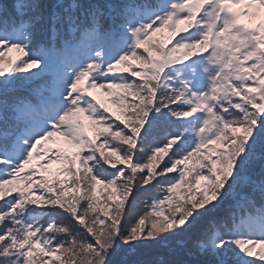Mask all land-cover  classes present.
Instances as JSON below:
<instances>
[{"label":"snow or ice","instance_id":"6c2138e0","mask_svg":"<svg viewBox=\"0 0 264 264\" xmlns=\"http://www.w3.org/2000/svg\"><path fill=\"white\" fill-rule=\"evenodd\" d=\"M118 248L264 264V0H0V264Z\"/></svg>","mask_w":264,"mask_h":264},{"label":"trees","instance_id":"16d2710c","mask_svg":"<svg viewBox=\"0 0 264 264\" xmlns=\"http://www.w3.org/2000/svg\"><path fill=\"white\" fill-rule=\"evenodd\" d=\"M72 151V150H71ZM53 175V174H51ZM51 175H49L51 177ZM163 254L155 249H138L136 253L129 254L126 248H118L113 254V264H135L140 260H155ZM165 259H185V257H163Z\"/></svg>","mask_w":264,"mask_h":264},{"label":"rangeland","instance_id":"374dc122","mask_svg":"<svg viewBox=\"0 0 264 264\" xmlns=\"http://www.w3.org/2000/svg\"><path fill=\"white\" fill-rule=\"evenodd\" d=\"M254 20H259V19H254ZM248 20H247V18H245V21L244 22H247ZM53 147H55V145H53ZM65 148H66V150H70L71 148L69 147V146H67V145H65L64 146ZM60 167V165L59 164H52L51 166H50V170H49V173L48 174H51V173H54L58 168Z\"/></svg>","mask_w":264,"mask_h":264}]
</instances>
